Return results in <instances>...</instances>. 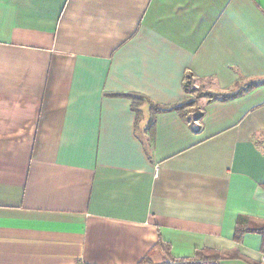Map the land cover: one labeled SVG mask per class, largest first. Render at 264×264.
Masks as SVG:
<instances>
[{
	"label": "crops",
	"instance_id": "0c3cea01",
	"mask_svg": "<svg viewBox=\"0 0 264 264\" xmlns=\"http://www.w3.org/2000/svg\"><path fill=\"white\" fill-rule=\"evenodd\" d=\"M186 76L264 81V0H0V264H264V83L132 108Z\"/></svg>",
	"mask_w": 264,
	"mask_h": 264
},
{
	"label": "trees",
	"instance_id": "16d2710c",
	"mask_svg": "<svg viewBox=\"0 0 264 264\" xmlns=\"http://www.w3.org/2000/svg\"><path fill=\"white\" fill-rule=\"evenodd\" d=\"M261 83H264V81L262 82L251 81L241 87H238L234 91H229L225 93L224 92L215 93L210 90H204V88H202L203 84L197 83L195 79L190 76H186L183 81V88H184L185 93L188 95V97H186L184 100L177 102V103H173V104L162 105V104L151 102L147 97L143 95H133L131 97L132 108L134 109V111H138L139 110L138 108L143 103H146L152 110V118L158 112H164V111H170V110L176 111L182 118H185L186 116H188V114L191 111H194L196 113L195 115H193V117L195 116L194 117L195 120H198L202 116V107L197 106V101L199 99L205 98L207 101L208 100H228V99H231L243 93L245 90H248L249 88L259 85ZM195 84H199V85L196 86ZM199 87H201V89H199ZM151 124H153V120H152V123H150L149 132L151 131ZM246 229L248 228H242L239 225H237L235 228L234 236L237 238ZM253 230L256 232H259L264 238V225L259 226ZM220 257L221 255L219 254V252L216 254H213V258H212L208 256L204 257V252L196 251L193 257H188V258L170 257L168 260L164 262L156 263V264H217V258H220ZM77 264H86V263L78 262Z\"/></svg>",
	"mask_w": 264,
	"mask_h": 264
},
{
	"label": "rangeland",
	"instance_id": "374dc122",
	"mask_svg": "<svg viewBox=\"0 0 264 264\" xmlns=\"http://www.w3.org/2000/svg\"><path fill=\"white\" fill-rule=\"evenodd\" d=\"M196 86H198L199 84H195ZM203 87L202 88H204V90H208L209 89V85L207 84H204V85H202ZM199 89H201V87H199Z\"/></svg>",
	"mask_w": 264,
	"mask_h": 264
},
{
	"label": "built area",
	"instance_id": "2783aa9c",
	"mask_svg": "<svg viewBox=\"0 0 264 264\" xmlns=\"http://www.w3.org/2000/svg\"><path fill=\"white\" fill-rule=\"evenodd\" d=\"M261 260L264 262V255L261 257Z\"/></svg>",
	"mask_w": 264,
	"mask_h": 264
}]
</instances>
